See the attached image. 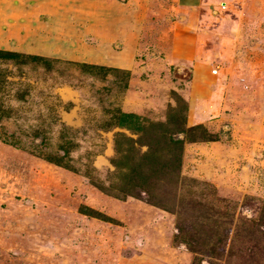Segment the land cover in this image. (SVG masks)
I'll list each match as a JSON object with an SVG mask.
<instances>
[{"label": "rangeland", "instance_id": "obj_1", "mask_svg": "<svg viewBox=\"0 0 264 264\" xmlns=\"http://www.w3.org/2000/svg\"><path fill=\"white\" fill-rule=\"evenodd\" d=\"M0 264H264V0H0Z\"/></svg>", "mask_w": 264, "mask_h": 264}, {"label": "trees", "instance_id": "obj_2", "mask_svg": "<svg viewBox=\"0 0 264 264\" xmlns=\"http://www.w3.org/2000/svg\"><path fill=\"white\" fill-rule=\"evenodd\" d=\"M131 118H133L132 115L121 114V115L119 116L118 124H119L120 126H121V125L124 126V122H123V120H124V119H131Z\"/></svg>", "mask_w": 264, "mask_h": 264}, {"label": "crops", "instance_id": "obj_3", "mask_svg": "<svg viewBox=\"0 0 264 264\" xmlns=\"http://www.w3.org/2000/svg\"><path fill=\"white\" fill-rule=\"evenodd\" d=\"M171 2H173V3H176V2H178V1H180V0H170ZM125 114V113H124ZM127 115H132V114H127ZM133 116V115H132ZM132 119V118H131ZM131 119H124L123 120V122H124V126L123 125H121L122 127H127L129 124H130V120Z\"/></svg>", "mask_w": 264, "mask_h": 264}]
</instances>
